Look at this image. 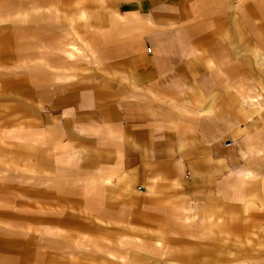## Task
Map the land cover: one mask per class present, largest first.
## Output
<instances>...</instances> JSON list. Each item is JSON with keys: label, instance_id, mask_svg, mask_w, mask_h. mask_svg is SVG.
<instances>
[{"label": "crops", "instance_id": "0c3cea01", "mask_svg": "<svg viewBox=\"0 0 264 264\" xmlns=\"http://www.w3.org/2000/svg\"><path fill=\"white\" fill-rule=\"evenodd\" d=\"M77 2L61 11L67 33L79 36V21L92 14L101 53L47 98L52 168L92 176L110 210H147L177 196L246 202L264 177L257 8L250 25L245 12L218 0H100L91 10ZM68 45L73 55L78 45ZM16 129L24 138L25 128ZM33 228L0 223L4 234Z\"/></svg>", "mask_w": 264, "mask_h": 264}, {"label": "rangeland", "instance_id": "374dc122", "mask_svg": "<svg viewBox=\"0 0 264 264\" xmlns=\"http://www.w3.org/2000/svg\"><path fill=\"white\" fill-rule=\"evenodd\" d=\"M77 1L0 0V223L34 227L0 233V264H264V177L241 204L177 196L133 211L106 208L92 176L52 168L47 98L101 53L92 14L79 21V36L67 33L61 11ZM217 5L245 12L250 25L257 8L264 25V0ZM71 41L73 55L64 51ZM46 86L54 89L47 97ZM16 128H25L24 138ZM54 225L62 233L45 232Z\"/></svg>", "mask_w": 264, "mask_h": 264}, {"label": "built area", "instance_id": "2783aa9c", "mask_svg": "<svg viewBox=\"0 0 264 264\" xmlns=\"http://www.w3.org/2000/svg\"><path fill=\"white\" fill-rule=\"evenodd\" d=\"M228 143H230V141H228Z\"/></svg>", "mask_w": 264, "mask_h": 264}]
</instances>
